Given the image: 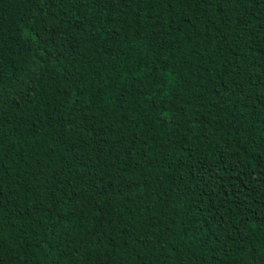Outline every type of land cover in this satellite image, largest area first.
I'll use <instances>...</instances> for the list:
<instances>
[{
	"label": "trees",
	"instance_id": "obj_1",
	"mask_svg": "<svg viewBox=\"0 0 264 264\" xmlns=\"http://www.w3.org/2000/svg\"><path fill=\"white\" fill-rule=\"evenodd\" d=\"M0 264H264V0H0Z\"/></svg>",
	"mask_w": 264,
	"mask_h": 264
}]
</instances>
